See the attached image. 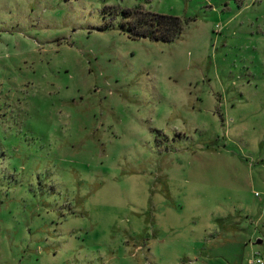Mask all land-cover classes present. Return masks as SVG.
<instances>
[{"label":"rangeland","instance_id":"1","mask_svg":"<svg viewBox=\"0 0 264 264\" xmlns=\"http://www.w3.org/2000/svg\"><path fill=\"white\" fill-rule=\"evenodd\" d=\"M186 18L133 38L123 8ZM264 260V0H0V264Z\"/></svg>","mask_w":264,"mask_h":264},{"label":"trees","instance_id":"2","mask_svg":"<svg viewBox=\"0 0 264 264\" xmlns=\"http://www.w3.org/2000/svg\"><path fill=\"white\" fill-rule=\"evenodd\" d=\"M122 27L133 38L148 37L159 41H172L181 36L188 20L175 14L161 13L141 7L123 8Z\"/></svg>","mask_w":264,"mask_h":264},{"label":"built area","instance_id":"3","mask_svg":"<svg viewBox=\"0 0 264 264\" xmlns=\"http://www.w3.org/2000/svg\"><path fill=\"white\" fill-rule=\"evenodd\" d=\"M253 262L256 264H264V260L258 255L257 252L254 255Z\"/></svg>","mask_w":264,"mask_h":264},{"label":"crops","instance_id":"4","mask_svg":"<svg viewBox=\"0 0 264 264\" xmlns=\"http://www.w3.org/2000/svg\"><path fill=\"white\" fill-rule=\"evenodd\" d=\"M251 261H253V260H251ZM256 264V263H255Z\"/></svg>","mask_w":264,"mask_h":264}]
</instances>
